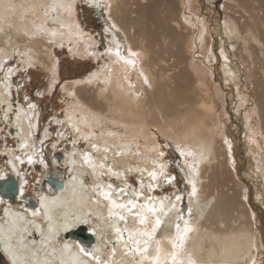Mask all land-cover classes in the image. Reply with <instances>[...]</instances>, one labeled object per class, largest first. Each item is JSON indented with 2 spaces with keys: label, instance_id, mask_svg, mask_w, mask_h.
Here are the masks:
<instances>
[{
  "label": "bare ground",
  "instance_id": "bare-ground-1",
  "mask_svg": "<svg viewBox=\"0 0 264 264\" xmlns=\"http://www.w3.org/2000/svg\"><path fill=\"white\" fill-rule=\"evenodd\" d=\"M80 2L94 6L93 10L99 13V20L104 24L107 45L102 52L96 49L94 36L85 33L79 25L76 4ZM183 2L0 0V70L3 75L0 122L11 128L4 139L12 134L17 143L14 153L6 149L3 152L10 159H7L8 165L0 169V180L7 175L16 179L17 194L13 199L28 209L14 208L10 200L0 197V257L6 264H96L95 256L113 264H154L150 259L142 260L140 253L130 252L134 245L128 242L125 247V241L131 233L134 239L141 240L142 246L146 238L140 237L138 231H150L155 217L145 208L143 213L148 220L140 224L138 216L113 208V212L126 216V223L116 220L115 216L110 218L108 213L112 205L99 194L101 188L109 190L111 179L126 180L131 173L139 176L137 189L129 191L127 185H121L125 191L120 192L121 188L111 184L112 198L117 202L135 200L137 209L133 212L144 204L159 208L163 202L165 211L170 204L176 205L162 217L163 222L145 255L155 256V241H159L162 262L173 252L182 264H189V261L193 264H252L256 261L260 233L254 229L244 186L230 166L234 161L231 141L222 130L218 107L224 95L217 86L213 89L214 97L208 94L207 69L189 56L190 50L199 47V53L209 62L212 56H209L210 35L202 21L200 29L188 27L193 21L191 16L196 15L194 0H186L191 16L182 19L184 12L180 6ZM159 3L165 9L160 17ZM68 5H71L70 10ZM222 9L236 56L247 65L246 80L258 109L263 134L260 141L264 146V0H223ZM194 30H199V35L189 40ZM68 45L71 54L83 60L92 58L97 68L62 87L64 95L70 98L63 126L70 130L73 141L58 160H62L68 172L64 177L57 172H47L38 180L40 191L32 203L23 195L26 179L20 171L25 163L33 166V162L43 156L36 150L33 136L38 111L36 106L18 105L17 111L12 112L9 97L14 95L13 77L20 71L17 67L4 71L3 67L15 53L22 70L37 65L47 70L51 77L48 89L53 90L58 75L54 49ZM117 50L122 58L116 56ZM153 129L174 142L180 154L181 151L185 153L182 171L191 187L186 193V203L183 195H179V201L175 200L177 195L170 199H155L153 195L155 187L171 186L169 179L171 183L174 181L167 175L168 165L164 155H160L162 151ZM48 130H44V140ZM78 140L87 143L89 150L80 152ZM93 144L97 147L93 148ZM118 152L121 154L117 155ZM85 153L97 165L95 169L84 162ZM101 163L104 168L99 167ZM41 164L47 171L46 163ZM109 167L112 172L108 171ZM258 169L264 176V163L258 164ZM153 171L155 180L149 175ZM50 175L63 183L62 190L55 191L47 184ZM87 175L91 179L89 182L85 179ZM105 176L107 182L103 181ZM193 183L197 189L195 195H192ZM143 188L150 196H133V192L141 193ZM156 215L161 214L158 211ZM179 215L183 219H177ZM184 220L192 230L185 234L182 247L173 248L175 224L179 223L183 229ZM113 223L122 229L127 227L123 240L118 239ZM80 225L93 237L92 246L65 239L66 232ZM166 264H173L172 259L168 258Z\"/></svg>",
  "mask_w": 264,
  "mask_h": 264
},
{
  "label": "rangeland",
  "instance_id": "rangeland-1",
  "mask_svg": "<svg viewBox=\"0 0 264 264\" xmlns=\"http://www.w3.org/2000/svg\"><path fill=\"white\" fill-rule=\"evenodd\" d=\"M183 1V4L180 6L183 7L181 9L184 12L182 19L191 16L186 8V0ZM161 3L159 4L161 5ZM193 4L197 16H191L193 21L190 26L187 25L189 28L197 26L200 29V21H202L205 30L210 35L212 49L209 56H212L209 59L210 61L206 62L207 60L204 56L199 53V47L197 49L193 48L192 51L190 50L189 56L198 61L200 66L205 68V70L207 69L208 94L214 97L213 89L214 86H217L224 95L223 103L222 105L219 104L218 107L221 113L222 130H224L225 136L228 135L226 138L231 141V155L234 161L231 162L233 165L230 166L234 169L236 179L244 186L246 202L252 212L254 229L260 233V243L255 264H264V176L258 169V164L264 163V146L260 141V137L263 134L258 118V109L252 97L251 87L246 80L247 65L236 56L235 49H233V41L227 31L224 19L223 0H194ZM76 5V16L80 27L85 33H91L94 36L96 49L102 52L104 46L107 45V41L104 35V24L101 23L98 17L99 13H95L93 10L94 6H89L84 2ZM157 11L160 17L165 12V9L161 5ZM151 23L153 22L151 21ZM194 31L196 32L189 37V40L193 36L197 37L199 35V30ZM69 45L67 47H55L54 49L55 59L58 63V70H56L58 75L53 90L48 89L51 77L47 70H43L38 65L33 68L30 67L28 70H22V65L15 56V53L12 56L13 58L3 67L4 71L8 67H17L20 71L13 77L14 95L13 97L11 96V99L9 98L11 107L13 108L12 112L17 111L18 105L24 107L35 105V109L38 111V122L33 136L36 142L35 148L38 152L41 151L43 156H39L40 159L38 158L37 162L35 160L33 166L25 163V166L22 167L23 169L21 170L20 168V173L26 179V191L24 190L26 193L23 195L32 203L37 199L36 195L40 191L38 180L42 179L47 172H57L60 177H64L65 173L68 172L62 166V160L60 159V161L56 158V156H64L66 150L70 148V142L73 141L70 130L63 126L65 110L67 103L70 102V98L64 95L65 91L62 90V87L71 81L86 77L97 68V62H94L92 58L83 60L71 54L69 48L72 45ZM98 62L100 64V60ZM2 77L3 75L0 70V86ZM201 78L204 79L202 76ZM0 128V169H2L6 163L8 165L9 161L7 159H10L8 155L5 157L6 154H3V152L9 150L14 153L17 143L12 134L8 135L6 140L4 139L5 133L11 132V128L1 122ZM46 128L49 129L48 137L44 140L43 135ZM153 132L156 133L157 144L164 153V162L168 165L167 175L169 178H174V181L170 183L171 186L165 183L166 185H162L160 188L155 187L153 195L155 199L165 197H169L170 199L174 198L175 195H183L184 203H186V193L188 190H191V187L184 178L185 160L182 158L174 142L165 139L154 129ZM260 133L262 135L259 136L258 134ZM77 146L80 152L87 151L90 148L83 140H78ZM42 162L46 163L47 171L43 169ZM41 169L44 171L41 172ZM89 177V175L85 176L88 182L91 180ZM138 178L137 173H131L127 175L126 180L113 178L110 183L114 185H112L113 187L117 188H123L127 185L130 191L131 189H137ZM103 181H108L106 176L103 178ZM121 185L123 187H120ZM141 193L142 196H150L149 191L145 188L142 189ZM124 199H127V197H124ZM11 203V206L14 208H23V205L16 198ZM23 209L28 210L27 206ZM127 219L129 220V218ZM0 264H6L1 257Z\"/></svg>",
  "mask_w": 264,
  "mask_h": 264
},
{
  "label": "snow or ice",
  "instance_id": "snow-or-ice-1",
  "mask_svg": "<svg viewBox=\"0 0 264 264\" xmlns=\"http://www.w3.org/2000/svg\"><path fill=\"white\" fill-rule=\"evenodd\" d=\"M97 6H99V5H97ZM67 7L70 10L71 5H68ZM109 51L111 52V49ZM115 54L117 57L122 58L121 54L118 50L116 51ZM130 55H136V53H130ZM126 62L127 63H133V61H126ZM145 82H147V80ZM30 107H35V105H30ZM30 127H32V125H30ZM77 131H79V129H77ZM227 142L228 141L226 140L225 143H227ZM24 146H26V145H22V147H24ZM92 147L96 148L97 146L95 144H93ZM104 151H107V148H105ZM120 154L121 153H119V152L117 153V155H120ZM160 155L163 156L164 153L161 152ZM181 155H185V153L183 151H181ZM189 155H191V153H189ZM17 159H19V157H17ZM105 159H107V158L105 157ZM29 162H31V157H29ZM84 162L86 164H88L89 167H92L94 169L97 167V165L91 160L88 153L84 154ZM99 167L104 168L105 165L103 163H101L99 165ZM108 171L112 172V169L109 167ZM193 171H195V169H193ZM112 174L113 175H119V173H116V172H113ZM149 175L153 178V180L156 179V173L154 171L150 172ZM169 183H171V179H169ZM97 187H99V186H97ZM151 187H152V185H149V188H151ZM108 189H109L108 191H105L103 188H101L99 194L102 195L105 200L110 201V203L112 205V208L109 209V213H108L110 218L115 216L116 220L125 221V223H126V216L124 214H122L121 212H113V210H112L113 208L124 210L130 214L138 216L140 224H145L146 221L148 220V217L146 215H144V213H143V209H145V208H147L148 211L152 214V216L155 217L154 226L151 228L150 231L147 229L138 231V235L140 237L146 238V239H143L142 246H141V240L140 239H134L133 235L131 233H129L128 240L125 241V247H127L128 242H131L134 245V247L132 249H129L130 252L140 253L142 260H149L150 259L154 262V264H166V261L168 258L172 259L173 264H182L181 261L177 260L176 253H174V252L165 256V259L162 262L160 259V255H159V253H160L159 241H155V244H156L155 251L157 254L155 256H152V257L145 255V253L148 252L150 242L154 241V237H155V233L157 231V228L163 222L162 217L167 216L168 211H171L172 209H174L176 207V205L174 203L170 204L168 207V211H165V206H164L163 202L160 203L159 208H157L155 205L150 206L148 204H144V205L140 206L139 210L133 212V209H137V204H136L135 200L129 199L126 203L125 202H117L115 199L112 198L114 190L112 189L111 184L108 185ZM124 191L125 190L123 188L120 189V192H124ZM196 191H197L196 186L193 183L192 184V195H195ZM140 195H142V193L133 192V196L139 197ZM147 199H151V197H148ZM180 199H181V197L179 195L175 196V200L179 201ZM158 211L160 212L161 215H156V213ZM190 211L191 210L189 209V212ZM35 214L36 213H33V215H35ZM177 219H183V216L179 215L177 217ZM112 226L114 228V231H115L118 239L123 240V232L128 231L127 227L122 229L116 223H113ZM175 228H176V234H175V241L173 242V248H179V247L183 246V239H184L185 234L190 232L192 229H191L189 222L187 220H184L183 229H181V226L179 223L175 224ZM81 251H86V250L81 249ZM112 252L114 255L115 254V248L112 249ZM86 254L90 255V256L92 255V253H87V252H86ZM94 259L96 260V264H113V262H110V261H102L99 256H95ZM137 264H141V262H137ZM189 264H193V262L189 261ZM252 264H255L254 260L252 261Z\"/></svg>",
  "mask_w": 264,
  "mask_h": 264
},
{
  "label": "water",
  "instance_id": "water-1",
  "mask_svg": "<svg viewBox=\"0 0 264 264\" xmlns=\"http://www.w3.org/2000/svg\"><path fill=\"white\" fill-rule=\"evenodd\" d=\"M57 159L58 156H56ZM16 179L11 177L10 175H7V177L4 180H0V197L3 199H8L12 201L14 196L17 194V183ZM47 184L55 191L62 190L63 183L52 176H49L46 179ZM65 239H72L76 242H80L87 247H90L93 245V237L88 232L87 228L83 225H80L77 229L66 232L65 233Z\"/></svg>",
  "mask_w": 264,
  "mask_h": 264
}]
</instances>
